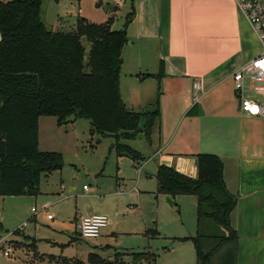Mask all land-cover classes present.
Wrapping results in <instances>:
<instances>
[{
    "label": "crops",
    "instance_id": "crops-1",
    "mask_svg": "<svg viewBox=\"0 0 264 264\" xmlns=\"http://www.w3.org/2000/svg\"><path fill=\"white\" fill-rule=\"evenodd\" d=\"M131 8L120 97L130 112L159 111L150 144L145 142L147 154L141 153L144 160L131 162L139 175L152 162L154 173L165 165L195 179V156L219 157L225 189L234 198L230 226L235 237L222 241L227 232L206 220L200 225L202 234L222 238L205 239L202 248L217 247L212 264H220L227 252L232 264H264V114L242 112L230 80L261 51L246 49L249 42H258L254 33L232 0H131ZM178 197L195 211L185 237L190 241L197 232L196 200ZM170 199L174 205L175 198Z\"/></svg>",
    "mask_w": 264,
    "mask_h": 264
},
{
    "label": "trees",
    "instance_id": "trees-1",
    "mask_svg": "<svg viewBox=\"0 0 264 264\" xmlns=\"http://www.w3.org/2000/svg\"><path fill=\"white\" fill-rule=\"evenodd\" d=\"M43 1L0 0V197L36 196L41 177L62 169L60 153L38 150L41 117L55 118L58 126L85 119L92 133L114 138L111 147L117 157L133 163L144 158L126 141L141 135L150 144L159 118L157 107L143 113L130 112L120 97L125 28L133 18V9L126 14L121 30H112L108 23L95 25L78 18L73 31L58 32L47 29L41 20ZM195 161V179L173 167L158 166L156 193L173 199L195 197L197 232L189 240L196 264H212L217 247L204 251L202 242L222 237L203 235L200 225L210 221L217 231L227 232L222 241L233 240L230 213L234 198L225 189L219 157L201 154L195 156ZM145 235L155 239L159 232L147 229ZM132 255L134 264H150L156 258L149 251ZM93 256H89L91 264H95ZM232 263L230 252L220 260V264ZM98 264L109 263L99 260Z\"/></svg>",
    "mask_w": 264,
    "mask_h": 264
},
{
    "label": "rangeland",
    "instance_id": "rangeland-1",
    "mask_svg": "<svg viewBox=\"0 0 264 264\" xmlns=\"http://www.w3.org/2000/svg\"><path fill=\"white\" fill-rule=\"evenodd\" d=\"M115 1L45 0L41 20L58 32L73 31L78 18L121 30L131 0L119 5ZM108 7L115 10L109 12ZM251 34L247 32L248 38ZM82 43L88 51L85 39ZM247 48L258 51L261 46L249 42ZM247 96L261 98L254 93ZM38 128V150L60 153L63 166L41 177L36 196L0 197V239H4L0 264H91L90 254L96 255L95 264L99 260L134 264L132 254L144 251L156 256L150 264H196L192 243L181 240L191 233L195 211L180 197L169 205L156 193L152 162L139 175L130 160L116 156L111 147L114 138L92 133L85 119L58 126L55 118L41 117ZM145 142L139 135L126 144L146 156ZM90 215L105 216L110 224L100 237L83 239L75 221ZM147 229H156L159 236L149 238Z\"/></svg>",
    "mask_w": 264,
    "mask_h": 264
},
{
    "label": "built area",
    "instance_id": "built-area-1",
    "mask_svg": "<svg viewBox=\"0 0 264 264\" xmlns=\"http://www.w3.org/2000/svg\"><path fill=\"white\" fill-rule=\"evenodd\" d=\"M237 10L248 22L252 32L261 46V51L249 62L241 65L231 75L233 90L239 102V109L248 116H262L264 114V0H232ZM119 5L121 0H116ZM198 89L196 83L193 84ZM247 93H254L261 98L248 97ZM197 98L192 99L193 103ZM85 189V187H84ZM46 207H43V212ZM47 219H51L47 215ZM109 224L107 217L102 215H90L80 217L77 223V231L83 239H95L100 237L102 229ZM4 239H0V249ZM5 257L9 252L2 250ZM10 251V250H9Z\"/></svg>",
    "mask_w": 264,
    "mask_h": 264
},
{
    "label": "water",
    "instance_id": "water-1",
    "mask_svg": "<svg viewBox=\"0 0 264 264\" xmlns=\"http://www.w3.org/2000/svg\"><path fill=\"white\" fill-rule=\"evenodd\" d=\"M106 10L109 11V12H113V11H114V7H108V8H106ZM165 200H166V202H167L169 205H172V201H171V199H170L169 196H166V197H165Z\"/></svg>",
    "mask_w": 264,
    "mask_h": 264
}]
</instances>
